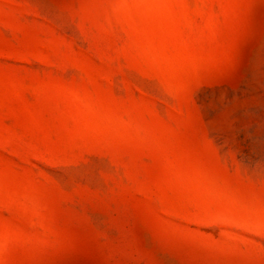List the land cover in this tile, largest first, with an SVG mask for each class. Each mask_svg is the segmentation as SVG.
Returning a JSON list of instances; mask_svg holds the SVG:
<instances>
[{
  "label": "rangeland",
  "instance_id": "374dc122",
  "mask_svg": "<svg viewBox=\"0 0 264 264\" xmlns=\"http://www.w3.org/2000/svg\"><path fill=\"white\" fill-rule=\"evenodd\" d=\"M0 264H264V0H0Z\"/></svg>",
  "mask_w": 264,
  "mask_h": 264
}]
</instances>
